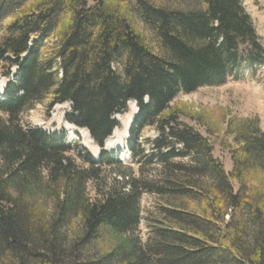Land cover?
<instances>
[{
  "label": "trees",
  "instance_id": "obj_1",
  "mask_svg": "<svg viewBox=\"0 0 264 264\" xmlns=\"http://www.w3.org/2000/svg\"><path fill=\"white\" fill-rule=\"evenodd\" d=\"M2 22L0 264H264L257 119L228 129L227 174L171 106L179 93L264 63L242 0H0ZM45 100L70 104L65 120L89 132L97 158L64 131L23 127L20 115ZM129 102L138 111L128 149L141 179L146 165L158 170L141 180L127 167L107 185L102 169L123 165L104 144ZM148 127L157 136L147 154L134 140ZM145 193L160 199L163 226L143 245L134 231Z\"/></svg>",
  "mask_w": 264,
  "mask_h": 264
},
{
  "label": "rangeland",
  "instance_id": "obj_2",
  "mask_svg": "<svg viewBox=\"0 0 264 264\" xmlns=\"http://www.w3.org/2000/svg\"><path fill=\"white\" fill-rule=\"evenodd\" d=\"M242 2L245 12L250 16L257 36L264 48V0H242ZM89 5H91V2H89ZM6 24L7 22L0 23V37ZM2 70L4 69L0 67V72ZM10 73V76L13 75L15 68H12ZM234 74H236L237 79L230 74L223 84L203 86L191 94L179 93L171 104L172 107H178L181 111L179 122L193 127L209 139L213 147V157L223 165L227 174L232 171L233 162L230 149L235 146L233 137L229 134L230 130L228 129H236L242 121L256 118L259 128L264 131V63L251 67L242 66ZM7 82V78H0V100L4 99L1 90L6 87ZM48 104V100H45L34 104L24 111L20 115L23 127H40L49 132L64 131L67 143H79L92 155H95L94 153L97 149L98 154V146L92 147L85 144L84 131L65 120V116L70 110V104L59 103L52 108H48ZM137 111L136 103L129 102L127 111L116 115L120 127L114 130L113 134L108 138L110 141L107 139L104 144V149L114 152L115 161L119 160L123 165L118 168L114 164L112 167L102 169L107 185H111L114 178L121 180L119 173L125 172L127 167L132 169L134 178L141 179L138 165L128 149V143L133 138L130 134V126ZM0 116L2 118L5 117L2 114ZM129 118L130 126L125 130L123 129L124 123ZM156 136L157 132L153 127L142 129L138 133V138L134 140V146L142 145L148 154L151 150L149 142ZM157 170L158 167L155 164L146 165L143 178L150 179V176L155 175ZM230 183L234 191H237L239 188L238 181L230 178ZM96 190L97 185L88 184L87 192L92 201L98 197ZM160 205V199L153 194L145 193L141 197V220L134 231V235L141 239L143 245L153 238L154 227L163 226L161 224L163 218L159 208ZM228 218H230L229 215L225 217V220H228Z\"/></svg>",
  "mask_w": 264,
  "mask_h": 264
},
{
  "label": "bare ground",
  "instance_id": "obj_3",
  "mask_svg": "<svg viewBox=\"0 0 264 264\" xmlns=\"http://www.w3.org/2000/svg\"><path fill=\"white\" fill-rule=\"evenodd\" d=\"M130 118H129V120L128 121H126L125 123H124V128L123 129H127V128H129V126H130ZM83 131H84V134H85V138H86V141H85V144L86 145H89V146H94V147H97V145L92 141V139H91V137H90V135L88 134V132H87V130L86 129H82ZM107 141V140H106ZM108 141H110V139H108ZM110 143V142H109ZM96 145V146H95ZM114 145V144H113ZM95 149V148H94ZM95 155L97 154V149H96V152L94 153Z\"/></svg>",
  "mask_w": 264,
  "mask_h": 264
},
{
  "label": "water",
  "instance_id": "obj_4",
  "mask_svg": "<svg viewBox=\"0 0 264 264\" xmlns=\"http://www.w3.org/2000/svg\"><path fill=\"white\" fill-rule=\"evenodd\" d=\"M94 156H97V155H94Z\"/></svg>",
  "mask_w": 264,
  "mask_h": 264
}]
</instances>
